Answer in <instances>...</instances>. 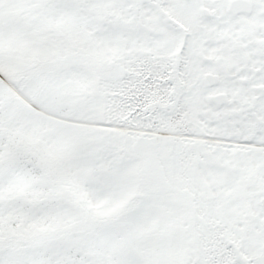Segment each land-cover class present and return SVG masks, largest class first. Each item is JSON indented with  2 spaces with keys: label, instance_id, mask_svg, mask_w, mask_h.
<instances>
[{
  "label": "snow or ice",
  "instance_id": "snow-or-ice-1",
  "mask_svg": "<svg viewBox=\"0 0 264 264\" xmlns=\"http://www.w3.org/2000/svg\"><path fill=\"white\" fill-rule=\"evenodd\" d=\"M0 264H264V0H0Z\"/></svg>",
  "mask_w": 264,
  "mask_h": 264
}]
</instances>
